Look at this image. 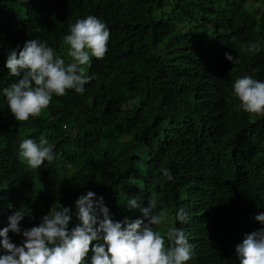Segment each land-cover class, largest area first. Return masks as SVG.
Masks as SVG:
<instances>
[{
    "label": "trees",
    "instance_id": "16d2710c",
    "mask_svg": "<svg viewBox=\"0 0 264 264\" xmlns=\"http://www.w3.org/2000/svg\"><path fill=\"white\" fill-rule=\"evenodd\" d=\"M80 13L126 30L127 47L110 49L102 60L93 57L84 66L92 79L83 94L53 95L49 111L17 131L3 92L18 80L6 67L10 51L39 39L67 58L63 38ZM252 43L259 52L247 51ZM226 52L240 63L227 60ZM257 59H264V0H0V213L15 194L13 208L19 210L23 195H39L42 202L55 190L50 178H38L44 170L20 161L18 140L48 134L58 159L88 162L103 188L119 181L107 159L127 161L128 146L139 157L130 163L142 177L141 204L157 193L158 210L168 212L166 225L183 229L192 246L186 264H240L236 246L256 231L255 216L264 213V116L239 112L232 85ZM132 84L137 101L124 109ZM162 108L177 118L167 119ZM72 118L79 124L102 121L96 161L76 152L65 136L62 127L74 124ZM104 200L113 220L142 218L139 208L130 210L120 197ZM180 209L188 222L176 220ZM12 214L0 217V229ZM9 236L23 242L22 234Z\"/></svg>",
    "mask_w": 264,
    "mask_h": 264
},
{
    "label": "clouds",
    "instance_id": "9594fccd",
    "mask_svg": "<svg viewBox=\"0 0 264 264\" xmlns=\"http://www.w3.org/2000/svg\"><path fill=\"white\" fill-rule=\"evenodd\" d=\"M69 24L70 32L63 38L67 58L56 55L46 41L39 39H29L19 51H10L6 67L18 80L3 92L11 110L8 117L17 131L24 122L49 111L53 95L66 96L72 90L83 94L92 79L84 66H90L93 57L102 60L110 49L128 45L126 30L103 17L80 13ZM247 51L259 52L260 47L252 43ZM225 56L233 64L240 63L228 52ZM250 68L246 76L234 81L232 96L238 99V111L245 116H264V59L253 61ZM136 85L130 86L124 109L136 103ZM161 113L167 119L177 118L167 108H162ZM72 120L74 124L66 122L62 127L65 136L72 139L76 152L96 161L100 141L97 131L102 121L95 118L90 124H79ZM40 135L18 140L16 155L33 171L44 170L38 178H50L55 190L50 199L46 197L42 202H37L39 195H23L19 210L13 208L17 194L8 201L0 217L13 214L8 217V226L0 229V264H186L191 259L192 246L185 231L166 225L168 212L158 210L157 193H151L147 206L141 204L144 194L137 190L142 177L130 163L139 158L134 149L123 146L127 161L107 159L116 168L119 181L115 187L103 188L97 181L96 169L88 162H62L48 134ZM56 167L62 170L54 173ZM162 172L167 181L173 180L168 169ZM135 191L138 195L132 197ZM109 195L124 199L134 212L139 208L142 218L113 220L104 200ZM34 207L38 208L37 213L30 209ZM175 218L181 223L190 220L184 209ZM255 219L260 222L255 225L256 231L245 234L236 246L240 264H264V213L257 214ZM162 224L166 225L164 232L158 230ZM9 232L22 234L23 242L10 237Z\"/></svg>",
    "mask_w": 264,
    "mask_h": 264
}]
</instances>
